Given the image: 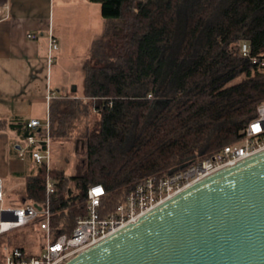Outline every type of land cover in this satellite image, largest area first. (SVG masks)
Returning <instances> with one entry per match:
<instances>
[{"label":"trees","instance_id":"obj_1","mask_svg":"<svg viewBox=\"0 0 264 264\" xmlns=\"http://www.w3.org/2000/svg\"><path fill=\"white\" fill-rule=\"evenodd\" d=\"M91 1L114 21L113 50L106 62H93L104 45L97 40L84 66L83 97H53L49 110L51 141L65 136L78 113L98 116L82 135L83 162L70 174L48 171L44 161L24 189L25 202L43 204L48 175L56 181L54 235H70L88 213L91 185L105 187L100 210L107 215L147 178L166 177L239 141L264 101V0ZM14 126L23 138L47 135L45 125Z\"/></svg>","mask_w":264,"mask_h":264},{"label":"water","instance_id":"obj_2","mask_svg":"<svg viewBox=\"0 0 264 264\" xmlns=\"http://www.w3.org/2000/svg\"><path fill=\"white\" fill-rule=\"evenodd\" d=\"M63 264H264V149L188 185Z\"/></svg>","mask_w":264,"mask_h":264},{"label":"crops","instance_id":"obj_3","mask_svg":"<svg viewBox=\"0 0 264 264\" xmlns=\"http://www.w3.org/2000/svg\"><path fill=\"white\" fill-rule=\"evenodd\" d=\"M92 6L98 16L96 24L88 22ZM103 20L100 3L91 0H0V177L8 203L25 201L27 178L39 170L14 125L32 118L45 124L49 93H55L53 97L78 95L75 91L83 87L93 39L103 37ZM51 31L59 48L50 63ZM79 57L83 59L80 77L68 76L70 64Z\"/></svg>","mask_w":264,"mask_h":264},{"label":"built area","instance_id":"obj_4","mask_svg":"<svg viewBox=\"0 0 264 264\" xmlns=\"http://www.w3.org/2000/svg\"><path fill=\"white\" fill-rule=\"evenodd\" d=\"M29 36L34 37L32 33ZM49 40L48 58L51 63L59 43L52 31ZM242 51L245 55L250 54L247 41L243 42ZM260 61L264 67V57H261ZM53 96L55 93L48 95L49 98ZM43 125L47 128L46 137L30 134L24 139V145L26 148L35 146L32 151L33 158L39 164L46 161L49 171L52 153L49 118L45 124L38 118H32L28 122L31 128H40ZM242 134L239 141L227 144L220 151L166 177L147 178L126 196L115 211L107 215H103L100 210L106 194L105 187L101 183L91 185L87 191L88 213L78 218L70 235L66 233L54 235L51 228V196L56 191L54 179L48 175L47 198L43 204L38 203L41 205L39 208L34 202L8 203L4 180L0 177V235L34 221H37L35 228L39 231L36 252L28 253L27 249L19 244L3 243L0 245V261H3V264H63L124 225L136 221L141 215L195 181L261 151L264 149V101L259 103L255 117L242 130ZM43 143L46 144L44 149L41 148Z\"/></svg>","mask_w":264,"mask_h":264},{"label":"rangeland","instance_id":"obj_5","mask_svg":"<svg viewBox=\"0 0 264 264\" xmlns=\"http://www.w3.org/2000/svg\"><path fill=\"white\" fill-rule=\"evenodd\" d=\"M95 9L96 8L92 6V9L90 11H92L93 13L88 18L90 20L88 22H91L93 24L97 23L96 18L98 17L96 16ZM113 24L114 21L107 18H104L103 23H101L103 31L104 30L105 31L103 33V37H102L103 39L99 44H104V45L103 47H100V49H98L97 47L98 51L96 52L97 54L95 56L97 57V59L95 58L94 60H92L93 62L96 63L106 62L109 54L113 50L111 46L114 45V42L110 43L111 41H114V38L112 37V33H111ZM93 42L94 44L96 43L95 38L93 39ZM104 58L105 60H101ZM81 59L82 58L79 57L78 60L73 61L70 64L71 69H68V71L66 72L68 76H77L78 78L80 77L79 68L80 66L82 68V64L80 65ZM81 91L82 88L80 89L78 87L75 92H78V95L82 96ZM78 95L74 94V95H70L69 97H76ZM97 117L98 116L94 112H89V113L80 112L77 114V116L71 117L68 120L65 126L66 128L65 136H61V137L57 136L56 138H53V140L50 143L51 152H52L51 160H50L51 166L65 169L66 172L70 174L77 172L78 165L81 164V162H83V147L81 144L82 135L84 134L88 126ZM3 243L21 244L27 249L28 253L36 252L38 248L36 228L32 224L16 227L4 233L0 245ZM0 264H3V261L2 262L0 261Z\"/></svg>","mask_w":264,"mask_h":264}]
</instances>
